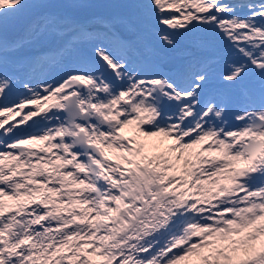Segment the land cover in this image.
Segmentation results:
<instances>
[{"label": "snow or ice", "instance_id": "obj_1", "mask_svg": "<svg viewBox=\"0 0 264 264\" xmlns=\"http://www.w3.org/2000/svg\"><path fill=\"white\" fill-rule=\"evenodd\" d=\"M0 264H264V0H0Z\"/></svg>", "mask_w": 264, "mask_h": 264}, {"label": "bare ground", "instance_id": "obj_2", "mask_svg": "<svg viewBox=\"0 0 264 264\" xmlns=\"http://www.w3.org/2000/svg\"><path fill=\"white\" fill-rule=\"evenodd\" d=\"M216 48V50H223L222 48H220V47H215Z\"/></svg>", "mask_w": 264, "mask_h": 264}]
</instances>
